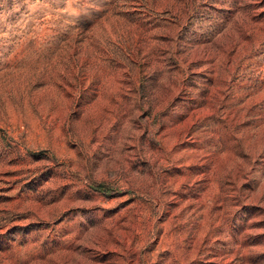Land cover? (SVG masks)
I'll list each match as a JSON object with an SVG mask.
<instances>
[{"label": "rangeland", "instance_id": "374dc122", "mask_svg": "<svg viewBox=\"0 0 264 264\" xmlns=\"http://www.w3.org/2000/svg\"><path fill=\"white\" fill-rule=\"evenodd\" d=\"M0 264H264V0H0Z\"/></svg>", "mask_w": 264, "mask_h": 264}]
</instances>
